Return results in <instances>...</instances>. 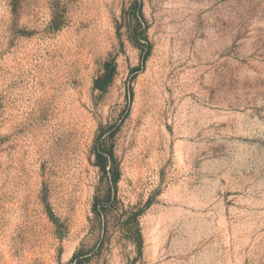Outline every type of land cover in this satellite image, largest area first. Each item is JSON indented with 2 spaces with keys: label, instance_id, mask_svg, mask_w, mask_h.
Instances as JSON below:
<instances>
[{
  "label": "rangeland",
  "instance_id": "obj_1",
  "mask_svg": "<svg viewBox=\"0 0 264 264\" xmlns=\"http://www.w3.org/2000/svg\"><path fill=\"white\" fill-rule=\"evenodd\" d=\"M140 12L0 0V264H264V0Z\"/></svg>",
  "mask_w": 264,
  "mask_h": 264
},
{
  "label": "trees",
  "instance_id": "obj_2",
  "mask_svg": "<svg viewBox=\"0 0 264 264\" xmlns=\"http://www.w3.org/2000/svg\"><path fill=\"white\" fill-rule=\"evenodd\" d=\"M133 5L136 7L137 11L141 13V0H133ZM97 150L98 166L101 173L100 181L104 182L110 191L113 188H116V183L120 175L119 169L116 165L114 155L110 150L104 149L101 145L98 146ZM106 208V203L99 200L98 197H95L94 203L92 205V212L97 222H100V220L106 217ZM126 231L130 238H132L134 241L137 240L136 242H140L141 237L138 231L129 229ZM79 257V252L74 253L69 264H77Z\"/></svg>",
  "mask_w": 264,
  "mask_h": 264
}]
</instances>
